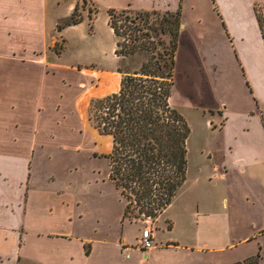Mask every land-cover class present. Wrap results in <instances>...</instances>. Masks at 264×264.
I'll return each instance as SVG.
<instances>
[{
    "label": "crops",
    "instance_id": "obj_1",
    "mask_svg": "<svg viewBox=\"0 0 264 264\" xmlns=\"http://www.w3.org/2000/svg\"><path fill=\"white\" fill-rule=\"evenodd\" d=\"M208 1L210 15L205 18L199 0H89L97 8L92 20L84 14L80 22L58 29L57 22L70 14L76 0H0V61L9 60L0 63V264H144L157 258H177L171 264H213L212 253L223 252V246L183 247L170 237L162 241L152 227L153 244L142 249L139 236L147 221L140 223L132 241L126 222L139 218L123 217L125 200L113 184L115 197L121 199L117 206L112 202L111 225L121 227L116 237L76 234L74 226L85 217L80 207L85 203L83 192L78 187L38 185L32 169L33 162L49 158V146H70L94 155L111 150V136L99 133L87 115L92 98L120 86L116 36L108 24L107 9L175 10L180 4L174 74L177 70L176 76L183 77L184 87L177 89L173 84L169 101L180 113L179 104L200 110L207 133L211 128L214 136L212 147L206 148L211 172L218 180L223 183L249 169L262 173L264 180V34L258 17L264 22V0ZM57 6L65 9L48 26L47 14ZM101 10L105 15L99 24ZM83 24L86 32L78 41L93 48L91 61L76 63L80 76H46L49 65L64 66L60 54L70 41L66 31H82ZM58 39L63 42L61 51L50 53L49 44ZM94 181L97 185L98 180ZM96 194L100 196L96 208H102L96 213L100 221L112 205L101 189ZM222 236L220 232L218 237ZM99 245L106 246V252L116 248L118 260H95ZM179 249L184 252L178 253ZM260 251L258 245L256 253ZM249 255L253 254L243 258ZM235 260L215 259L214 264Z\"/></svg>",
    "mask_w": 264,
    "mask_h": 264
},
{
    "label": "rangeland",
    "instance_id": "obj_2",
    "mask_svg": "<svg viewBox=\"0 0 264 264\" xmlns=\"http://www.w3.org/2000/svg\"><path fill=\"white\" fill-rule=\"evenodd\" d=\"M76 2L78 6L76 12L81 13L82 16L88 13L93 15L97 9L89 0L85 2L84 0H76ZM209 2L208 0H199L198 5L204 12L205 18L210 15ZM64 9L63 6L52 7L51 12L49 11L47 14V25L51 26L53 17ZM129 13L134 14L133 12ZM104 15V10L99 11L97 18L99 24L103 23L101 18ZM85 27L86 24H83L84 29H81L82 31L78 29L66 31V36L70 41L65 44L60 54V62L64 66L60 68L55 66L54 69V65H49V69H46L48 71L46 76H80V71L75 70L76 63L88 61L92 59L89 57L94 54L89 43L85 45L78 41L82 36L81 34L86 32ZM26 35L32 34L27 33ZM161 37L167 42L166 35H161ZM62 43L60 39L50 43L49 47L52 48L50 53L53 51L59 53ZM159 46L161 47V45ZM25 51L29 50L25 49ZM144 58L143 53H136L124 58L119 57L116 67L129 71L137 69ZM0 63L8 64L9 60L8 58L2 59ZM176 74L178 75L177 70ZM176 74H173V84H176L177 89L182 90L184 87L183 77L176 76ZM178 106H180L181 113L190 127L186 141L185 180L172 197L171 202L155 219L139 218L126 222L127 234L129 237H133L132 241H136V236L142 226L140 223L147 221V226L152 227L153 231L157 230L158 239L162 241L170 237L177 239L183 247L190 245V247L214 249L223 246V252L212 253L213 264L215 259H223L224 262L242 259L247 254H255L258 245H261L259 264H264V232L259 233L260 230L264 229V180L261 176L262 173L249 169L242 174L234 173L223 183L218 180L211 172L209 166L211 160L208 158L206 148L212 147L211 142L214 136L211 135V128L208 129L207 133L206 123L200 110L188 108L182 104ZM65 148L49 146V150L47 149L51 154L49 158L43 162H33V179L38 185L48 188L73 187V190H77L78 187L83 192L85 203L80 207L85 217L79 225L74 226V233H82L90 237L105 235L109 239L115 238L121 227H112L111 225L114 215L112 202L114 201L117 206L121 199L118 200L115 197L116 192L113 183L108 179V159L101 154L94 155L92 152L89 154V151L84 149L73 151L70 146H65ZM94 180H98L97 185ZM100 184L104 185L101 186ZM97 188L104 192L106 201H111L109 203L112 205L109 213L107 212L109 216L107 214L100 221L96 220V213H100L99 209L102 210V208H96L97 205H95L100 198L96 194ZM133 210L136 211V209ZM212 213H219L222 217H209ZM167 224H171L170 229H168ZM220 232L223 233L221 238L218 237ZM249 238L252 239L246 242ZM106 249V246L99 245L94 259L102 260L100 259L102 257H111L112 262L118 260L116 253L113 252V249L117 251L116 248H113L111 252V247L107 252ZM177 252L182 254L184 251L179 249ZM181 254L180 256H182ZM178 258L183 260L181 257ZM176 259L157 258L144 262V264H163L162 260L165 264H171Z\"/></svg>",
    "mask_w": 264,
    "mask_h": 264
},
{
    "label": "trees",
    "instance_id": "obj_3",
    "mask_svg": "<svg viewBox=\"0 0 264 264\" xmlns=\"http://www.w3.org/2000/svg\"><path fill=\"white\" fill-rule=\"evenodd\" d=\"M77 8L76 2L57 22L58 29L83 19ZM107 13L117 56L143 53L145 58L137 69L117 67L122 73L119 89L92 98L87 115L99 133L111 136V150L104 156L108 177L125 200L123 217L154 219L184 182L187 166L190 127L169 101L181 6L162 11L108 8ZM94 14L87 16L92 20ZM258 17L264 34L263 18ZM225 264H259V254Z\"/></svg>",
    "mask_w": 264,
    "mask_h": 264
},
{
    "label": "built area",
    "instance_id": "obj_4",
    "mask_svg": "<svg viewBox=\"0 0 264 264\" xmlns=\"http://www.w3.org/2000/svg\"><path fill=\"white\" fill-rule=\"evenodd\" d=\"M152 244H153V240H152L151 229L148 227H145L142 229L140 236H139V246L142 249H147L151 247Z\"/></svg>",
    "mask_w": 264,
    "mask_h": 264
}]
</instances>
